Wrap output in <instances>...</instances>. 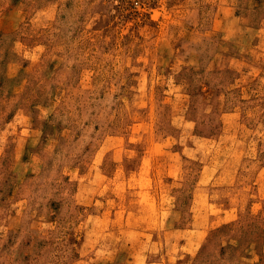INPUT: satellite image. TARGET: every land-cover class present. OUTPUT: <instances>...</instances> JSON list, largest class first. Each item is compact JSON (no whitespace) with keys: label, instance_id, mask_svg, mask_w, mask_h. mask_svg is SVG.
Instances as JSON below:
<instances>
[{"label":"rangeland","instance_id":"1","mask_svg":"<svg viewBox=\"0 0 264 264\" xmlns=\"http://www.w3.org/2000/svg\"><path fill=\"white\" fill-rule=\"evenodd\" d=\"M0 264H264V0H0Z\"/></svg>","mask_w":264,"mask_h":264},{"label":"crops","instance_id":"2","mask_svg":"<svg viewBox=\"0 0 264 264\" xmlns=\"http://www.w3.org/2000/svg\"><path fill=\"white\" fill-rule=\"evenodd\" d=\"M192 232H195V230L194 231H192ZM186 243H188V242H186ZM186 243L184 242V243H182V245L181 246H184V245H186Z\"/></svg>","mask_w":264,"mask_h":264}]
</instances>
